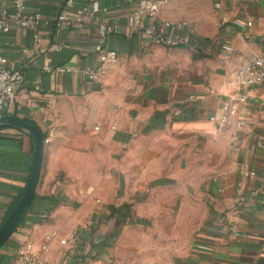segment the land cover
<instances>
[{
  "label": "crops",
  "instance_id": "obj_1",
  "mask_svg": "<svg viewBox=\"0 0 264 264\" xmlns=\"http://www.w3.org/2000/svg\"><path fill=\"white\" fill-rule=\"evenodd\" d=\"M65 1L27 0L44 24L0 34L9 66L24 72L6 115L49 139L0 264L45 241L50 264H264V82L235 77L250 53L264 54V0H169L159 16L195 47L128 34L138 0H74L97 10L57 26ZM100 23L119 26L103 39L119 59L92 86L83 70L97 63ZM63 64L83 70H43ZM33 157L24 129L0 127V224Z\"/></svg>",
  "mask_w": 264,
  "mask_h": 264
},
{
  "label": "built area",
  "instance_id": "obj_2",
  "mask_svg": "<svg viewBox=\"0 0 264 264\" xmlns=\"http://www.w3.org/2000/svg\"><path fill=\"white\" fill-rule=\"evenodd\" d=\"M169 0H138L133 9L128 13L126 19V30L128 34H138L142 37L166 46L189 45L186 36L177 32H170L169 29L173 23L161 18L159 12ZM97 10L96 4L89 6H76L74 0H66L64 7L56 14L55 23L57 26H71L75 18L72 11L78 15H82L87 11ZM251 24V21L247 22ZM44 24L42 14L38 10H29L27 0H12L9 7H3L0 10V34L21 27L39 28ZM120 28L116 24L100 23L97 27V42L95 51L97 54V63L89 69H81L75 65L63 64L53 69L44 66L43 70L49 72H76L83 70L87 80L92 86H96L102 82L105 68L109 64L116 63L119 59L116 49L103 45V39L108 34L120 33ZM224 50H232L228 42L222 43ZM237 82L246 87L255 86L264 82V54L261 52L250 53L244 62L235 70ZM24 72L21 68H13L8 64V58L4 53V48L0 42V117L6 115L12 102L16 98V87L23 81ZM228 108V106H226ZM216 119L215 115L210 117ZM222 120H227V115L221 116ZM237 125L242 127L245 125L244 119H239ZM49 141L48 137L44 138V142ZM246 175L253 176L254 170L244 171ZM50 236H46L49 239ZM48 249V241L43 242L39 247L35 248L28 242L22 243L14 254L13 264H50L45 256Z\"/></svg>",
  "mask_w": 264,
  "mask_h": 264
},
{
  "label": "water",
  "instance_id": "obj_3",
  "mask_svg": "<svg viewBox=\"0 0 264 264\" xmlns=\"http://www.w3.org/2000/svg\"><path fill=\"white\" fill-rule=\"evenodd\" d=\"M8 125L24 129L31 136L34 143V157L29 178L23 193L4 221L0 224V247L16 229L35 193L45 147L44 135L35 124L16 115H3L0 117V127Z\"/></svg>",
  "mask_w": 264,
  "mask_h": 264
},
{
  "label": "trees",
  "instance_id": "obj_4",
  "mask_svg": "<svg viewBox=\"0 0 264 264\" xmlns=\"http://www.w3.org/2000/svg\"><path fill=\"white\" fill-rule=\"evenodd\" d=\"M19 197H20V196H18V197L15 199V201L12 203V205H11L10 209H12V208L14 207V205H15V204H16V202L18 201Z\"/></svg>",
  "mask_w": 264,
  "mask_h": 264
}]
</instances>
